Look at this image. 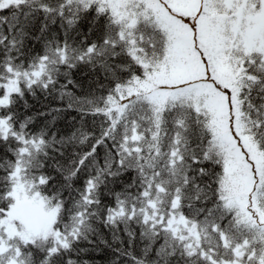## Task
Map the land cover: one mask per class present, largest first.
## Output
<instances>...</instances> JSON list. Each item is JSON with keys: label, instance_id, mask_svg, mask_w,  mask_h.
<instances>
[{"label": "trees", "instance_id": "16d2710c", "mask_svg": "<svg viewBox=\"0 0 264 264\" xmlns=\"http://www.w3.org/2000/svg\"><path fill=\"white\" fill-rule=\"evenodd\" d=\"M1 2L0 96L9 68L42 73L0 106V219L26 186L58 205L65 244L12 237L0 264H214L209 255L234 260L235 247L242 263L264 264V223L229 202L238 193L264 212V164L259 181L233 188L209 100L160 106L139 89L142 62L166 52L155 9L126 28L102 0ZM244 66L235 120L264 158V66Z\"/></svg>", "mask_w": 264, "mask_h": 264}, {"label": "rangeland", "instance_id": "374dc122", "mask_svg": "<svg viewBox=\"0 0 264 264\" xmlns=\"http://www.w3.org/2000/svg\"><path fill=\"white\" fill-rule=\"evenodd\" d=\"M19 1L22 0H2L1 6ZM102 1H110L116 7L117 0ZM162 5L153 8H158V13L166 22H169L170 16L176 17L175 32L172 24L171 28H167L172 29L171 34H174L167 33L165 38H173L172 49L182 52L176 54L170 50L168 62L173 61V67L158 70L154 74V82L141 83L140 91L148 94L156 104L164 106L166 96L175 100L174 96L179 92L165 93L162 83L171 84L180 78L174 83L186 85L188 89L185 90L210 95L208 105L212 107L211 111H215L214 119H218L214 130L223 146L232 187L243 188L251 182L253 184L254 175L259 181L261 169L257 164L261 155L250 144L243 125L235 120L239 117L237 99L225 100L224 91L235 87L234 64L237 68L241 67L247 60H253V54L260 55L264 60V0H162ZM159 21L164 23V20ZM25 77L31 79L32 75L26 74ZM202 78L207 83L196 84ZM12 80L6 84L5 95L0 97L1 105L8 103L10 94L20 90L16 77ZM227 80L231 84L226 86L224 82ZM212 82L218 85L213 87ZM4 128L8 129V126L6 128L4 120H1L0 130L6 134ZM13 195L15 202L0 221L7 237H18L24 241L53 237L55 242L60 243L55 228L58 207H45L41 197L22 194L19 187L14 189ZM4 249L6 243L2 242L0 251Z\"/></svg>", "mask_w": 264, "mask_h": 264}, {"label": "bare ground", "instance_id": "6f19581e", "mask_svg": "<svg viewBox=\"0 0 264 264\" xmlns=\"http://www.w3.org/2000/svg\"><path fill=\"white\" fill-rule=\"evenodd\" d=\"M214 132H215V130H214ZM217 139V138H216ZM218 141V140H217Z\"/></svg>", "mask_w": 264, "mask_h": 264}]
</instances>
